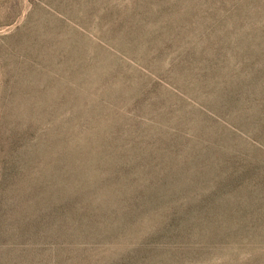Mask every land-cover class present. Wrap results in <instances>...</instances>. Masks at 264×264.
<instances>
[{
  "label": "rangeland",
  "instance_id": "374dc122",
  "mask_svg": "<svg viewBox=\"0 0 264 264\" xmlns=\"http://www.w3.org/2000/svg\"><path fill=\"white\" fill-rule=\"evenodd\" d=\"M0 264H264V0H0Z\"/></svg>",
  "mask_w": 264,
  "mask_h": 264
}]
</instances>
